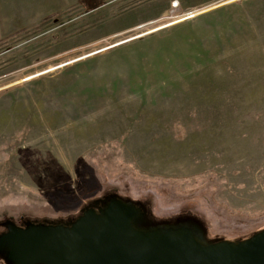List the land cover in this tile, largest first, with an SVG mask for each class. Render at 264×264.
Listing matches in <instances>:
<instances>
[{"label":"rangeland","instance_id":"obj_1","mask_svg":"<svg viewBox=\"0 0 264 264\" xmlns=\"http://www.w3.org/2000/svg\"><path fill=\"white\" fill-rule=\"evenodd\" d=\"M112 204L203 244L264 230V0H0V264Z\"/></svg>","mask_w":264,"mask_h":264},{"label":"water","instance_id":"obj_2","mask_svg":"<svg viewBox=\"0 0 264 264\" xmlns=\"http://www.w3.org/2000/svg\"><path fill=\"white\" fill-rule=\"evenodd\" d=\"M135 214L112 204L68 230H16L8 238L20 264H264V230L239 243L203 244L188 227L139 232Z\"/></svg>","mask_w":264,"mask_h":264}]
</instances>
